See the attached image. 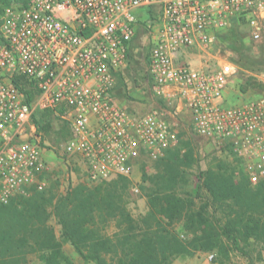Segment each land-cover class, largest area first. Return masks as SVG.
I'll return each mask as SVG.
<instances>
[{
  "label": "built area",
  "instance_id": "obj_1",
  "mask_svg": "<svg viewBox=\"0 0 264 264\" xmlns=\"http://www.w3.org/2000/svg\"><path fill=\"white\" fill-rule=\"evenodd\" d=\"M145 8H156L147 55L153 94L174 112L186 109L197 135L228 147L251 184L264 179V91L229 102L237 68L218 39L238 20L254 45L262 42L264 0H28L0 16V205L46 186L35 110L68 107L64 154L95 181L127 175L141 151L158 158L177 145L155 112L135 116L113 97ZM21 81L38 90L31 102Z\"/></svg>",
  "mask_w": 264,
  "mask_h": 264
},
{
  "label": "trees",
  "instance_id": "obj_2",
  "mask_svg": "<svg viewBox=\"0 0 264 264\" xmlns=\"http://www.w3.org/2000/svg\"><path fill=\"white\" fill-rule=\"evenodd\" d=\"M27 1L0 0V12L2 6L12 2L26 5ZM142 13L145 19L154 20L152 8ZM241 26V21L234 20L218 32V39L231 50L238 66L255 69L260 59L251 56L249 50L264 45V40L254 45L247 33L245 37L240 32ZM136 36L129 42L126 67L133 58ZM21 83L20 89L31 102L38 90L26 81ZM67 111L64 104L35 110L32 121L38 130L48 132L49 121L41 124L39 118ZM193 156L189 146L183 150L177 144L165 150L159 157L161 170L147 193L149 210L139 218L126 207L131 184L126 175L100 180L91 187L75 184L60 194L52 187L30 186L26 194H16L0 205V264H29L31 253L37 254L39 264H74L63 251L64 243H70L84 262L95 264H170L178 255L212 250L226 258L230 249L238 250L240 240L249 237L264 248V179L252 185L244 173L236 179L233 169L200 170L197 193L203 190L206 201L195 207L193 199L180 196L176 190L185 183L180 166L191 163ZM141 178L145 181L144 169ZM209 208L222 210L224 217H211ZM51 216L60 225L59 236L48 222ZM110 221L116 228L112 234L105 232ZM178 223L186 232L184 238L176 228Z\"/></svg>",
  "mask_w": 264,
  "mask_h": 264
},
{
  "label": "rangeland",
  "instance_id": "obj_3",
  "mask_svg": "<svg viewBox=\"0 0 264 264\" xmlns=\"http://www.w3.org/2000/svg\"><path fill=\"white\" fill-rule=\"evenodd\" d=\"M5 6H2L0 16ZM153 10L155 12L156 8ZM140 12L138 15L137 36L133 41V58L131 59V64L118 75L119 78L117 76L113 97L135 116L147 112H155L177 132V144L181 145L183 150H186L188 146L193 149L194 160L191 163L185 162V165L182 164L180 166V170H182L185 177V183H181L176 190L180 196L193 199L194 206L197 207L206 201V193L203 190L197 193L198 173L200 170L209 167L214 169L225 167L227 170L233 169L234 177L238 179L240 174L243 173L242 167L226 146H219L214 141L196 134L192 129L190 113L186 109L174 112L171 105L166 104L164 100L153 94L152 80L147 69V55L155 25L154 22L145 19L144 14H140ZM240 32L246 37L247 30L244 26L240 27ZM224 51L225 53L221 52V55L226 56L236 66L238 71L233 83L226 90L229 102L243 101L261 94L264 91V45H255L249 50L251 56L260 59L255 69L241 68L235 62L231 50L227 48ZM192 63L197 65L199 57H193ZM242 87L245 89L240 90ZM39 121L41 124L46 121L50 123L48 132H44L41 129L38 130L41 134V146L47 165V169L44 171L46 178L45 188L52 187L54 191L60 194L65 193L75 184H83L87 187L95 185L98 181L88 176L84 164L77 157H67L64 154L63 148L69 139L70 128L68 121L57 114H50L46 119L39 118ZM159 162V157L150 158L143 151L132 159L130 172L126 175L131 180V184L127 188L125 200L126 207L134 218H139L149 210L147 193L150 191L151 186L153 187L154 184L152 182L157 178V174L161 170ZM142 168L146 173L145 181L141 178ZM208 214L211 217H224L222 210L214 211L212 208H209ZM48 222L54 228L55 234L59 236L60 225L57 223L56 218L51 216ZM176 228L180 237L184 238L186 232L181 228L180 223L176 224ZM115 229L114 222L110 221L106 226L105 232L112 234ZM239 244L240 248L238 250L230 249L226 258L220 256L216 250L198 252H205V256L211 264H264V248L254 238L241 239ZM63 251L74 264H95L93 262H84L70 243L63 244ZM27 259L29 264L40 263L35 253L29 254Z\"/></svg>",
  "mask_w": 264,
  "mask_h": 264
},
{
  "label": "crops",
  "instance_id": "obj_4",
  "mask_svg": "<svg viewBox=\"0 0 264 264\" xmlns=\"http://www.w3.org/2000/svg\"><path fill=\"white\" fill-rule=\"evenodd\" d=\"M205 254V252H197L191 256L178 255L172 260L170 264H211Z\"/></svg>",
  "mask_w": 264,
  "mask_h": 264
}]
</instances>
